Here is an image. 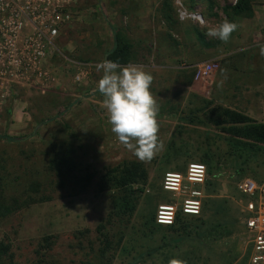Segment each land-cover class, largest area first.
I'll return each mask as SVG.
<instances>
[{
	"label": "rangeland",
	"instance_id": "1",
	"mask_svg": "<svg viewBox=\"0 0 264 264\" xmlns=\"http://www.w3.org/2000/svg\"><path fill=\"white\" fill-rule=\"evenodd\" d=\"M176 1L76 0L74 19L57 42L59 53L48 61L54 85L0 86V136L19 139H0V204L37 201L0 218V243L10 247L13 258L1 264H169L171 259L249 264L241 212L248 199L237 185L247 178L264 181V152L238 145L205 115L219 106L264 123V56L261 47L251 51L248 74L227 70L233 59L242 61L243 52L194 64L202 51L214 47L232 52L236 30L227 42L206 33L225 20L238 25L248 17L232 13L236 0H179L200 13L204 24L181 21ZM115 30L133 45L129 65L153 77L150 91L162 147L151 160L138 159L118 141L96 88L102 72L92 65L107 58ZM207 63L219 65L217 76L197 78V67ZM78 74L85 76L77 81ZM206 157L212 167H207L203 211L186 221L199 228L153 226L159 205L176 202L162 188L165 173H184ZM126 163L140 165L145 179L125 191L107 179ZM34 185L38 192L32 191ZM127 195L135 209L123 215L115 200ZM220 224L222 236H217L214 228ZM48 236L55 241L51 250L41 247Z\"/></svg>",
	"mask_w": 264,
	"mask_h": 264
},
{
	"label": "built area",
	"instance_id": "2",
	"mask_svg": "<svg viewBox=\"0 0 264 264\" xmlns=\"http://www.w3.org/2000/svg\"><path fill=\"white\" fill-rule=\"evenodd\" d=\"M75 2L76 0H0L1 87L29 86L41 89L54 85L56 79L48 61L59 53L57 42L63 30L74 19ZM237 2L236 0L234 5ZM176 5L181 21L204 24L200 13L189 11L179 0ZM218 70L217 63L199 65L197 78L200 75L215 77ZM82 76L85 74H78L76 80L80 81ZM207 177L208 169L203 163L190 164L184 173L166 172L162 188L171 192L176 202L159 205L156 223L168 227L175 225L178 216H201L207 198ZM237 189L248 199L241 204V212L251 249L249 264H264V181L257 182L247 178L237 185Z\"/></svg>",
	"mask_w": 264,
	"mask_h": 264
},
{
	"label": "clouds",
	"instance_id": "3",
	"mask_svg": "<svg viewBox=\"0 0 264 264\" xmlns=\"http://www.w3.org/2000/svg\"><path fill=\"white\" fill-rule=\"evenodd\" d=\"M236 29V23L225 20L206 34L227 42ZM260 54L264 56V46ZM97 71L102 75L96 88L103 97L111 131L138 159L151 160L162 147L157 135L158 109L150 91L152 75L141 67L121 66L107 58L97 65ZM169 264L185 262L171 259Z\"/></svg>",
	"mask_w": 264,
	"mask_h": 264
},
{
	"label": "trees",
	"instance_id": "4",
	"mask_svg": "<svg viewBox=\"0 0 264 264\" xmlns=\"http://www.w3.org/2000/svg\"><path fill=\"white\" fill-rule=\"evenodd\" d=\"M231 11L234 15L238 16L243 15L248 18L254 16L250 0H238L237 4L231 8ZM114 40V46L111 51L107 53V59L114 60L121 66L129 65L135 57L132 43L120 30H115ZM205 120L208 124L220 128L226 136L234 140L238 145L248 144L256 154L264 152V123L258 122L252 117L239 111L219 106L209 109L208 114L205 115ZM0 139L8 142H17L19 140L8 135L0 136ZM201 163L207 165L209 170L212 167L210 160L207 157L203 158ZM139 179H145V173L142 170V167L136 163H126L115 169L114 172L109 175L107 180H109L115 188L126 191L128 188H132L134 185L138 184ZM39 189V185H34L32 187V191L34 192H38ZM132 199V197L127 195V197L125 196L115 200V206L119 209L121 214L127 215L134 212L135 206ZM38 202L45 201L42 200ZM36 203L37 201L31 198L23 203L14 201L11 205L0 204V218L7 217L21 209L29 208ZM187 219L188 218L185 216H178L175 225L168 227L170 230L179 228L178 230L187 231L194 226L192 224H187ZM151 224L157 227H165L156 223L155 216L152 217ZM222 225L223 224H220L214 228L215 230H218L217 236H222V233H219V230L223 228ZM53 240L54 237L52 236L44 237L41 240V247L46 250H51L52 246L55 244V241ZM7 257L13 260L12 255L10 254V247L4 243H0V264L3 262L4 258ZM11 264L14 263L12 262Z\"/></svg>",
	"mask_w": 264,
	"mask_h": 264
},
{
	"label": "crops",
	"instance_id": "5",
	"mask_svg": "<svg viewBox=\"0 0 264 264\" xmlns=\"http://www.w3.org/2000/svg\"><path fill=\"white\" fill-rule=\"evenodd\" d=\"M251 5L253 7L254 16L252 18H246V23L244 22L237 25L236 32L234 33L233 39L231 41L235 45L234 50L226 54H224L222 50L215 47L210 50L202 51L201 55L196 58L194 64L198 65L202 62L216 61L228 56L233 57V55L243 52L244 57L242 61L238 58L233 59L232 62L229 63L230 66L227 70L232 74L241 72L248 74L250 71L249 67L253 65V62L250 60L252 57L249 59L251 51L255 47L264 46V3L256 5L252 2ZM207 12L210 13L208 16L212 14L210 10ZM234 60H236V62H234ZM238 63L241 64L237 66ZM244 114L246 113L244 112Z\"/></svg>",
	"mask_w": 264,
	"mask_h": 264
}]
</instances>
